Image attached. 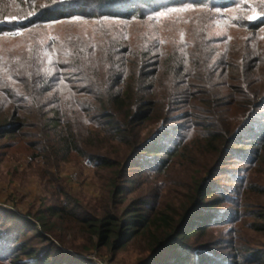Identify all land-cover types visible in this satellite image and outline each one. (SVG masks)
<instances>
[{
    "label": "trees",
    "instance_id": "obj_1",
    "mask_svg": "<svg viewBox=\"0 0 264 264\" xmlns=\"http://www.w3.org/2000/svg\"><path fill=\"white\" fill-rule=\"evenodd\" d=\"M242 1L0 0V35L19 34L74 17L96 19L99 25L96 36L70 34L32 47L25 54L10 56L9 62L0 60V93L10 104L0 113V138L21 135L37 124L41 127L39 134L27 132L42 139L33 156L46 158L52 148L50 143L54 142L55 154L62 159L77 155L100 170L115 164L121 170L107 177L106 193L111 203L103 216L81 214L83 208L77 200H69L47 206L45 212L52 226L70 221L88 228L96 237L95 241L91 239L94 246L107 249L105 252L112 257L133 241L145 240L151 252L138 264H264L259 252L250 257L252 248L239 246L234 240L229 241L232 252L227 257L215 251L217 242L213 238L196 245L190 242L207 235L215 224L237 217L233 213L236 209L218 206L225 200L239 203L237 195L230 194L229 199L218 196L221 188L214 176L224 167L227 156L247 160L242 169L264 162V125L253 126L254 118L262 114L258 108L264 106L262 56L247 58L246 65L242 60L224 59L221 53L220 66L215 68L207 50V27L198 23L195 25L200 29H194L191 38L186 40L184 33L175 34L171 44L147 37L138 46L117 32L101 30L108 21L143 19L148 13L159 14L173 8L227 10ZM243 25L260 30L264 15L245 19ZM49 46L56 47V51L46 65L39 49ZM240 71L246 74L242 78L244 86L234 89H238L237 98L243 101L245 117L235 125L225 118L230 105L224 95L214 90V79L220 78V85L229 89V83L237 79L235 75ZM254 83L251 93L247 87ZM46 108L54 115L49 116ZM151 125L154 127L143 135ZM248 127L243 134L247 146H243L238 137ZM51 132L53 140L47 138ZM108 143L124 147L126 153L105 150ZM206 153L213 157L207 174L192 194L179 199L176 210L157 209V200L152 201L145 193H137L129 201L124 199L135 191V180H130L133 172L146 170L161 175L172 170L174 174L166 172V178L178 181L184 172L195 167L197 155ZM243 181H238L241 191L264 193V181ZM258 210H251L250 214L259 219L255 228L264 230V208ZM14 220L9 217L0 223V262L16 263L24 253L35 259V264H65V255L52 238L54 227L47 222L40 227L34 223L27 230L13 226Z\"/></svg>",
    "mask_w": 264,
    "mask_h": 264
},
{
    "label": "rangeland",
    "instance_id": "obj_2",
    "mask_svg": "<svg viewBox=\"0 0 264 264\" xmlns=\"http://www.w3.org/2000/svg\"><path fill=\"white\" fill-rule=\"evenodd\" d=\"M206 9L207 7L199 6L189 7L188 10L173 8L171 11L159 14L148 13V17L143 19L108 21L103 24L104 28L102 27L101 30L110 33L117 32L138 46L147 37L155 42L167 40L171 44L176 37L175 34L184 33L186 40L191 38L194 35V29H197L196 32L200 29L199 26L195 25L198 23L207 27L209 37L207 50L211 65L215 68L220 66L218 59L221 53L224 54V59L229 58L232 62L242 60V62H246V65L247 60H249L247 58H255L257 54H260L264 59V27L260 30H254L243 25L245 19L264 15V0H243L240 5L227 10L209 11ZM199 18L201 22L198 20ZM202 20L206 22L202 23ZM98 27L96 19L74 17L73 19L31 28L19 34H1L0 60L9 62L10 56L25 54L32 47L37 45L41 47L42 44L50 43V41L58 38H65L70 34L88 37L89 34L98 31ZM55 51L56 47L54 46L39 49V53H43L46 65H48L50 56ZM262 66L261 90L264 89V64ZM245 75L243 71L236 73L237 79H232L229 83V89L220 85V78L214 79L216 83L214 90H218L225 96L224 101L229 102L230 111L226 113L225 118L230 124L236 125L245 117L243 101L237 98L238 95L235 90L238 89H234L242 84L244 86L242 78H245ZM255 84L247 87L251 93L256 86ZM254 93L256 92L254 91ZM6 106H10V104L5 101V97L0 93L1 114L8 109ZM49 107L52 108V106ZM50 108H46V110H50ZM258 110L262 114L254 118L253 126L259 124L262 127L264 119L261 117L264 116V106L259 107ZM48 113L49 116L54 115L51 110ZM34 126L36 127L26 129L29 130L27 132L32 130V132L36 131V134H39L41 127L38 128L37 124ZM153 127L154 125L148 127L143 135ZM249 128H246L238 137L242 139L243 146H247L243 140L246 139V136L243 134L246 135ZM27 132L0 138V223L11 217L15 219L13 226H22L27 230H30L34 223L40 227L43 226L44 222H47L52 228L54 227L52 221H48L45 212L47 206L69 200H77L83 208L81 214L88 213L94 217L103 216L105 208L111 203V199L106 193L107 177L116 175L121 171L118 169V164L100 170L82 156L72 155L69 159H62L55 154L57 149L53 148L54 142L50 143L52 148L46 152V158L35 157L33 155L41 146L38 143L42 139L39 135L31 136ZM47 138L53 140V132ZM104 149L112 152L117 150L120 155L126 153L124 147L110 146V143L104 145ZM197 156L195 167L190 169L191 171L184 172L183 177L177 179L178 181H174L172 177L166 178V172L174 174L172 170L170 172L166 170L161 175L156 174L155 171L146 170L138 173L133 172L130 180L132 182L135 180V191L123 196L124 199L129 201L137 193H145L152 201L157 200V209L169 210L174 208L173 210H176L181 202L179 199L185 200V194L193 193L197 183L205 177L211 166L213 157L210 158L209 154H198ZM246 161L245 159L239 161V158L228 155L224 167L214 176L216 185L221 188L219 191L221 193L218 196L223 197L224 195L229 199V195L233 194L237 195V200H239L237 205L232 200H225L218 204L219 208L236 209L233 210V213L237 217L232 221L215 224L207 235H203L204 237L199 236L191 239L192 244L196 245L201 240L213 238L217 242L214 245L215 251L221 256H226L227 253L232 252L229 241L234 240L239 246L252 248V251L248 253L249 255L247 254L248 256L251 257L253 253L259 252L260 258H264V230L255 228L254 223H258L259 219L250 214L251 210H258L259 208L258 211H260L264 208V193L259 194L257 191L247 189L241 191L242 186L238 183L239 180L245 179H248L249 183H262L264 181V162L263 164L255 163L249 169H242V164ZM121 176L122 173L118 178L119 183L122 182ZM171 176L176 175L171 174ZM65 192H68L67 195ZM56 224L57 226L53 228L52 238L59 244L62 255H65L63 259L65 264H138L140 258H145L151 252L150 245L145 240L138 239L119 251L117 257H112L105 252L107 249H98L94 246L91 239L94 238L95 241L96 237L91 235L88 228L70 221ZM229 233L231 234L229 235ZM22 256L24 261L18 260L16 263L5 261L0 262V264H26L25 261L32 260L24 253ZM34 260L30 261V264H35L33 263ZM247 264L254 263L248 262Z\"/></svg>",
    "mask_w": 264,
    "mask_h": 264
}]
</instances>
